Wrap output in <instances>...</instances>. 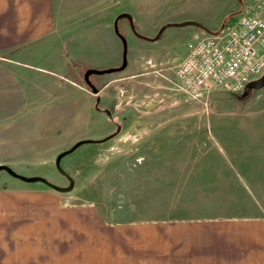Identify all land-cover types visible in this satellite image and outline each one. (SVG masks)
Returning a JSON list of instances; mask_svg holds the SVG:
<instances>
[{
	"label": "rangeland",
	"instance_id": "obj_1",
	"mask_svg": "<svg viewBox=\"0 0 264 264\" xmlns=\"http://www.w3.org/2000/svg\"><path fill=\"white\" fill-rule=\"evenodd\" d=\"M62 1L65 15L74 19L59 28L60 49L86 89L80 91L79 123L62 127L73 144L58 154H0V165L49 182L30 183L1 170L0 191H59L53 184L64 189L60 194L68 202L96 204L101 212L124 219L264 213V187L249 185L255 172L240 165L263 147L264 73L253 81L256 87L205 106L175 91L164 78L172 76L171 70H161L187 51L192 30L216 32L254 0H112L109 16L102 10L107 2ZM120 7L132 17L130 23H118L127 39L128 61L139 63L136 70L90 75L96 91L86 80L87 71L118 68L123 62L113 25V12ZM175 21L186 26L172 28ZM161 33L159 42L155 38ZM130 73L137 76L119 80ZM32 87L31 107L0 106V128L27 136L49 133L41 129L47 126V108ZM80 141L57 165L59 155Z\"/></svg>",
	"mask_w": 264,
	"mask_h": 264
},
{
	"label": "crops",
	"instance_id": "obj_2",
	"mask_svg": "<svg viewBox=\"0 0 264 264\" xmlns=\"http://www.w3.org/2000/svg\"><path fill=\"white\" fill-rule=\"evenodd\" d=\"M97 2H107L102 10L109 16L112 0ZM66 10L62 0H0V106L31 107L34 86L47 108V126L41 129L49 131L27 136L2 127L0 154H58L73 144L62 127L65 122L79 123L80 91L86 89L79 70L66 66L60 49L59 28L74 19L65 15ZM124 14L121 7L113 12L122 53L125 35L118 23L132 21ZM105 17L98 19L102 22ZM174 23L172 28L186 26ZM164 33L155 39L160 42ZM191 33L193 38L209 34ZM186 52L172 57L167 62L172 66L161 70L173 74ZM114 55L118 57V48ZM137 63L128 61L123 70H136ZM88 84L98 90L94 80ZM259 148L240 165L255 172L257 178L250 179L249 185L264 187V141ZM53 190L0 191V264H264V213L260 211L124 219L101 212L96 204L68 202L60 194L63 191Z\"/></svg>",
	"mask_w": 264,
	"mask_h": 264
},
{
	"label": "built area",
	"instance_id": "obj_3",
	"mask_svg": "<svg viewBox=\"0 0 264 264\" xmlns=\"http://www.w3.org/2000/svg\"><path fill=\"white\" fill-rule=\"evenodd\" d=\"M172 71L164 76L172 88L205 106L213 92H242L264 73V0H254L220 30L193 38Z\"/></svg>",
	"mask_w": 264,
	"mask_h": 264
},
{
	"label": "water",
	"instance_id": "obj_4",
	"mask_svg": "<svg viewBox=\"0 0 264 264\" xmlns=\"http://www.w3.org/2000/svg\"><path fill=\"white\" fill-rule=\"evenodd\" d=\"M124 15H126V14H124ZM126 16L130 18V16H128V15H126ZM210 33H213V32H210ZM121 38H122L123 46H124L122 65L120 67H118V68H109V69H105V70H93V69L88 70L87 73H86V80L88 81V83H90L89 76L92 75V74H102V73H111V72H114V71H120V70H123L127 66V63H128L127 40H126V38L124 36H121ZM249 85L254 86V87L257 86V84L254 83L253 81L250 82L248 84V86ZM233 95H235V94L229 93V92H225V91H216V92H213V93L210 94V99L211 100H214V99H220V98H229V97H231ZM82 143H84V141L78 142L70 150H68L67 152H63L62 154H60L59 157H58V159H57V165L60 164L62 158L66 154L74 151ZM1 170H5V171L9 172L12 176L17 177L19 179H22V180H24L26 182H35V181H41V182H44V183L47 182V180L45 178H43V177H38V176H36V177H27V176L20 175L17 172H15L12 168H10L9 166H6V165H0V171ZM47 183L49 184V182H47ZM51 185H52V187H54V188H56V189H58L60 191L64 190L60 186L53 185V184H51Z\"/></svg>",
	"mask_w": 264,
	"mask_h": 264
}]
</instances>
